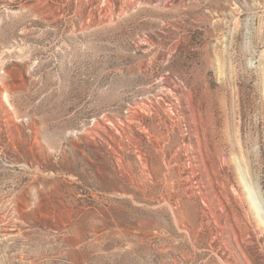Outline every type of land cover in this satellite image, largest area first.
<instances>
[{"label": "rangeland", "instance_id": "rangeland-1", "mask_svg": "<svg viewBox=\"0 0 264 264\" xmlns=\"http://www.w3.org/2000/svg\"><path fill=\"white\" fill-rule=\"evenodd\" d=\"M0 264H264V0H0Z\"/></svg>", "mask_w": 264, "mask_h": 264}]
</instances>
